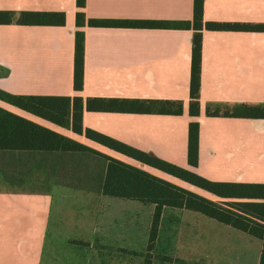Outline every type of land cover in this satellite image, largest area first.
<instances>
[{
    "label": "crops",
    "instance_id": "crops-1",
    "mask_svg": "<svg viewBox=\"0 0 264 264\" xmlns=\"http://www.w3.org/2000/svg\"><path fill=\"white\" fill-rule=\"evenodd\" d=\"M194 0H86L88 19L192 22ZM0 10L63 12V26L0 25V89L13 95L176 101L180 115L84 109L83 127L214 182L264 184V119L209 116L264 104V32L204 30L200 114L189 115L192 29L76 26V0H0ZM204 20L264 24V0H204ZM85 33L84 87L74 90L75 34ZM0 107L210 199L222 200L131 157L0 100ZM199 160L188 161L190 122ZM108 160L90 151L0 150V264H59L60 245L143 252L154 205L104 194ZM171 178V179H170ZM5 179L10 183L6 185ZM3 183V185H1ZM13 185V188H10ZM187 189V188H186ZM189 189V188H188ZM190 189V190H191ZM196 189V190H195ZM168 212V213H167ZM199 212L165 207L150 254L176 258V234L202 224L241 232ZM167 217H170L167 222ZM179 257L188 260L185 251Z\"/></svg>",
    "mask_w": 264,
    "mask_h": 264
},
{
    "label": "trees",
    "instance_id": "trees-1",
    "mask_svg": "<svg viewBox=\"0 0 264 264\" xmlns=\"http://www.w3.org/2000/svg\"><path fill=\"white\" fill-rule=\"evenodd\" d=\"M80 11L76 14V26L123 27V28H177L192 29V65L190 82L189 115L200 114V87L202 40L204 30L264 32V24L216 23L204 20V0H194L192 22H166L149 20H99L88 19L82 9L86 0H76ZM63 26L66 14L45 11L0 10V25ZM84 40L85 33L75 34L74 90L84 87ZM0 100L25 112L48 120L61 127H71L73 132L111 150L138 160L192 186L207 191L222 199L210 200L193 190L152 175L118 159L105 156L87 146L55 131L34 123L22 116L0 107V150L26 151H90L108 160L103 186L105 195L135 200L145 205H154L155 210L149 231L146 250L151 253L159 235L160 221L165 207L199 212L224 225L231 226L262 242L258 264H264V184L214 182L200 175L135 149L109 136L84 129V109L124 113H159L180 115L183 105L176 101L146 99H103L81 96L13 95L0 89ZM209 116H225L249 119H264V104H236L225 110L208 111ZM199 123L190 122L188 132V161L193 167L199 160Z\"/></svg>",
    "mask_w": 264,
    "mask_h": 264
},
{
    "label": "rangeland",
    "instance_id": "rangeland-1",
    "mask_svg": "<svg viewBox=\"0 0 264 264\" xmlns=\"http://www.w3.org/2000/svg\"><path fill=\"white\" fill-rule=\"evenodd\" d=\"M5 180L3 183L8 185L10 180ZM171 181L187 186L181 184L179 180ZM190 187L186 188L189 190L193 188ZM10 188H13V185H10ZM214 201L222 202L223 200ZM197 215L208 219L201 214ZM169 219L170 217H167V222ZM175 242L176 249L172 252L177 256L171 258V261L166 254H150L147 250L136 253L118 251L105 248L98 242L92 247L58 245L54 252L59 259V264H258L262 249V242L259 239L244 232L214 230L202 224L178 230ZM181 251L186 252L188 260L184 261L179 257L182 254Z\"/></svg>",
    "mask_w": 264,
    "mask_h": 264
}]
</instances>
